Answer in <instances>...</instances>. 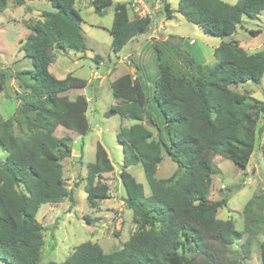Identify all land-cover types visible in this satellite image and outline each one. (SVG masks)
<instances>
[{
  "label": "trees",
  "instance_id": "1",
  "mask_svg": "<svg viewBox=\"0 0 264 264\" xmlns=\"http://www.w3.org/2000/svg\"><path fill=\"white\" fill-rule=\"evenodd\" d=\"M7 1L0 0V11ZM13 1L22 6L27 0ZM44 1L52 10L42 11L41 19L26 23L29 33L20 46L32 68L15 74L23 89L15 92L18 106L12 118L0 116V147L5 152L0 160V261L242 264L237 256L228 255L241 231L235 229L232 218L216 217L218 208L225 206L227 200L212 201L208 195L217 169L212 163L215 155L245 168L254 150L255 127L260 114H264V102L232 86L261 80L264 48L248 52L237 40L222 41L213 49V61L204 63L187 53L182 37L174 35L153 45L157 74L152 85L141 74L119 75L110 83L115 103L104 112L106 117L119 115L133 122L128 126L120 124L116 138L123 151L120 178L126 186L124 202L132 212L135 230L119 249L111 252H103L97 243L85 241L61 262H39L43 227L36 214L40 205L58 203L66 197L74 201L72 191L65 187L60 163L71 153V138L56 136L54 130L61 126L80 135L89 131L88 100L82 94L73 98L63 94L85 87L87 81L71 73L58 79L48 68L55 58L53 51L87 49L81 18L74 8L76 0ZM127 2L91 0L99 15L113 6L108 31L114 52L151 26L149 15L129 17ZM160 2L166 18L177 12L204 33L221 38L234 33L243 17L255 18L264 12V0H236L232 4L223 0H178L176 9L167 0ZM171 51L190 72L178 66ZM6 82V73L0 71V88L4 89ZM144 121L155 128L156 138ZM162 151L176 168L169 177L156 178ZM262 156L264 160V146ZM137 163L143 169L147 194L141 185L133 184L131 173L126 170ZM112 169L106 149L97 142L94 159L87 163L83 187L91 208L108 197L109 188L101 180V173ZM260 198L264 208V194ZM256 206L257 196L243 206L244 229L251 235L262 230ZM248 243L243 245V252H248ZM241 250L234 249L235 253ZM260 259L264 264V244L260 245Z\"/></svg>",
  "mask_w": 264,
  "mask_h": 264
},
{
  "label": "rangeland",
  "instance_id": "2",
  "mask_svg": "<svg viewBox=\"0 0 264 264\" xmlns=\"http://www.w3.org/2000/svg\"><path fill=\"white\" fill-rule=\"evenodd\" d=\"M127 1L130 0H112L113 4ZM167 1L173 9H176L178 0ZM223 1L232 4L236 0ZM144 2L148 10L146 15L152 18L150 28L147 32L137 35V43L136 40L131 41V39L119 51L114 52L108 31L112 22L113 6L108 7L103 15H99L94 12L91 0H76L74 8L81 18L80 26L87 49L83 52L53 51L55 58L48 68L56 78L61 79L71 73L87 81L85 87L70 89L63 94L71 98L82 94L88 100L86 116L89 131L80 135L61 126H57L54 130L56 136L68 135L71 138V153L61 159L60 163L65 187L72 191L74 201L66 197L58 203L46 202L40 205L36 214V219L43 227L40 263L61 262L78 244L85 241L97 243L103 252H111L119 249L136 228L132 220V212L124 202L126 186L120 178V171L124 168L123 151L116 138L120 124L128 126L133 122L121 119L119 115L106 117L104 112L115 103L110 83L116 77L124 73L141 74L148 85H152L156 77L154 58L156 55L153 46L148 42V36H153L157 41L168 39L169 36L165 37L161 33L156 35L154 32L158 21L164 16L160 0H144ZM49 10L52 8L44 0H27L22 6L15 5L13 0H8L5 9L0 11V71L7 75L6 87L0 88V116L5 119L12 118L18 106L15 92L23 91L15 74L32 68L30 59L24 57L23 50L20 49L29 33L26 23H34L41 19L42 11ZM129 14V17H132L135 13L129 9ZM173 15L174 18L163 21L166 32L184 36L182 47L196 60L201 53L199 55L203 60L201 62L211 63L214 59L213 49L222 41L237 40L248 52H256L264 48V12L262 11L255 18L243 17L242 22L236 26L235 32L223 38L204 33L177 12ZM191 39L193 44L189 43ZM142 50V58L136 61L135 58ZM95 54L100 55L102 63L97 61ZM170 55H173L172 58L182 70L190 72L175 58L173 51ZM232 89L238 92L248 91L251 97L264 102V75L258 83L247 81L232 86ZM153 114L155 117L156 113ZM144 124L156 138L155 128L148 125L147 121H144ZM97 142L106 149L113 169L101 173V180L109 188L108 197L99 200L96 206L91 208L86 201L83 187L86 181L87 163L94 159ZM263 146L264 114H260L255 127L254 150L245 168H240L221 155L212 158V163L217 169L212 176L208 198L212 201L221 198L227 200L225 206L218 208L216 217L232 218L235 229L241 231L240 239L233 243L228 255L233 258L237 256L242 264H261L260 245L264 244V208L260 198L264 194ZM4 156L5 152L0 147V160H3ZM175 168L174 162L162 151V160L157 166L155 177H169ZM126 170L131 173L133 184L141 185L147 194L149 188L141 164L129 165ZM252 196L258 197L259 206L256 208L260 216L259 225L262 228L256 235L246 232L243 225V206ZM247 241H249L248 252H243L241 249ZM234 249H239L241 252L235 253ZM0 264L4 263L0 261Z\"/></svg>",
  "mask_w": 264,
  "mask_h": 264
},
{
  "label": "crops",
  "instance_id": "3",
  "mask_svg": "<svg viewBox=\"0 0 264 264\" xmlns=\"http://www.w3.org/2000/svg\"><path fill=\"white\" fill-rule=\"evenodd\" d=\"M171 8H172V7H171ZM174 17H175L174 15H173L171 18H166L165 15L162 16L161 19H160V21H158V25H157V27L154 29V32H156V35H158V34L161 33V34H164L165 37H166V36H169V35H174V36L182 37V39H183L184 36L179 35V34H175V33L172 34V33H170V32H166V30H165V26H164V22H163V21L166 20V19H172V18H174ZM136 37H137V36L131 38L132 40H131V39H130V40H131V41L136 40V43H137L138 40L136 39ZM156 38H157V37H156ZM148 39H149L148 42H149L152 46H153L155 43H157V40H154V39H153V36H151V35L148 36ZM163 40H165V39H163ZM159 41H162V40H159ZM159 41H158V42H159ZM148 42H147V43H148ZM183 42H184V41L182 40V44H183ZM189 43H190V44H193V43H194V42H193V39H191V40L189 41ZM142 44H143V42L140 43V45H142ZM182 46H183V45H182ZM142 53H143V50L140 51L139 56H138L137 58H135L136 61H138L139 59L142 58ZM200 54H201V53H200ZM200 54H199V55H200ZM95 55L98 56L97 61H99V63H102V62H101L102 60H101L100 55H98V54H95ZM95 55H94V57H95ZM199 55L197 56V60H198V61L200 60L199 62H201L202 58H201ZM130 57H132V56H130ZM154 58H155V63H156V56H155ZM139 61H140V60H139ZM202 61H203V60H202ZM133 69H134V68H133ZM133 75H135V74H133Z\"/></svg>",
  "mask_w": 264,
  "mask_h": 264
},
{
  "label": "built area",
  "instance_id": "4",
  "mask_svg": "<svg viewBox=\"0 0 264 264\" xmlns=\"http://www.w3.org/2000/svg\"><path fill=\"white\" fill-rule=\"evenodd\" d=\"M126 6L138 16H145L148 13L144 0H130Z\"/></svg>",
  "mask_w": 264,
  "mask_h": 264
}]
</instances>
